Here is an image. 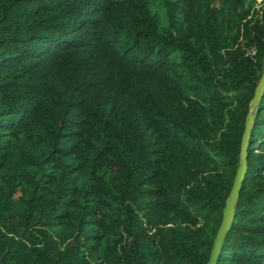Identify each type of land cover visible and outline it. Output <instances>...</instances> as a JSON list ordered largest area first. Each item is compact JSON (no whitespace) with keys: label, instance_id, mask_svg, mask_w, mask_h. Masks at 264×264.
<instances>
[{"label":"trees","instance_id":"1","mask_svg":"<svg viewBox=\"0 0 264 264\" xmlns=\"http://www.w3.org/2000/svg\"><path fill=\"white\" fill-rule=\"evenodd\" d=\"M256 2L0 0V264H205L263 69ZM216 264H264V93Z\"/></svg>","mask_w":264,"mask_h":264},{"label":"water","instance_id":"2","mask_svg":"<svg viewBox=\"0 0 264 264\" xmlns=\"http://www.w3.org/2000/svg\"><path fill=\"white\" fill-rule=\"evenodd\" d=\"M264 93V56H263V69L258 82L254 87L253 94L250 98L246 118L244 121V128L241 135L239 162L232 179L230 189L225 197V202L222 208V218L214 234L210 252L205 264H216L217 257L223 241L225 232L231 226L236 200L238 198L239 190L241 188V181L243 179L246 169V146L248 143L249 131L253 122V116L257 109L258 102Z\"/></svg>","mask_w":264,"mask_h":264},{"label":"built area","instance_id":"3","mask_svg":"<svg viewBox=\"0 0 264 264\" xmlns=\"http://www.w3.org/2000/svg\"><path fill=\"white\" fill-rule=\"evenodd\" d=\"M261 3H262V0H257L256 6L259 7Z\"/></svg>","mask_w":264,"mask_h":264}]
</instances>
